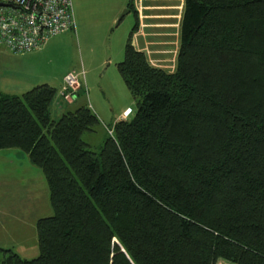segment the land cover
<instances>
[{"label": "trees", "instance_id": "obj_1", "mask_svg": "<svg viewBox=\"0 0 264 264\" xmlns=\"http://www.w3.org/2000/svg\"><path fill=\"white\" fill-rule=\"evenodd\" d=\"M178 46L166 71L130 33L116 68L135 115L97 152L87 105L54 119L49 84L0 91V150L42 170L53 212L37 257L0 264H264V0H184Z\"/></svg>", "mask_w": 264, "mask_h": 264}, {"label": "rangeland", "instance_id": "obj_2", "mask_svg": "<svg viewBox=\"0 0 264 264\" xmlns=\"http://www.w3.org/2000/svg\"><path fill=\"white\" fill-rule=\"evenodd\" d=\"M128 1L71 0L72 29L51 38L42 49L23 54L33 57L20 64L0 58V91L19 96L36 85L49 84L56 89L51 116L57 119L74 108V105L66 107L59 95L64 76L80 75L81 99L99 120L95 130L84 133L82 139L97 152L121 115L126 116L122 120H131L136 111V102L116 68L124 58V43L135 22L132 9L116 23ZM37 195L38 209L29 214L25 210L28 198ZM52 213L42 170L33 166L19 149L0 150V227L6 226L8 232H19L23 241L12 250L24 259L37 257L39 251L32 220Z\"/></svg>", "mask_w": 264, "mask_h": 264}, {"label": "crops", "instance_id": "obj_3", "mask_svg": "<svg viewBox=\"0 0 264 264\" xmlns=\"http://www.w3.org/2000/svg\"><path fill=\"white\" fill-rule=\"evenodd\" d=\"M183 4L184 0H133L132 9L135 12V14H133L137 19V26L133 31H131L132 28L130 29L128 36L131 33L132 45L136 50L142 51L150 64L154 67H159L170 72L174 69L175 57L179 47ZM31 53L32 52L26 54L30 55ZM31 57H33V55L26 57L23 55H12L0 46V58L5 61H13L20 64ZM171 57H173V62L169 60ZM79 83L80 90L73 95L74 101L70 103L66 102V107L74 105L72 110L79 106L86 105L84 100L81 99L83 94L81 86L83 88V85L80 82V77ZM125 117L121 115V120ZM38 196L39 195L34 198H28V208L25 207V210L29 212V214L38 209ZM37 220L38 219L32 220L33 222L31 224L34 227ZM18 234L20 235L19 232H8L6 226L0 227V248L12 250L15 246L21 245V243H23L22 237H19ZM16 254L20 258H23L18 252H16Z\"/></svg>", "mask_w": 264, "mask_h": 264}, {"label": "built area", "instance_id": "obj_4", "mask_svg": "<svg viewBox=\"0 0 264 264\" xmlns=\"http://www.w3.org/2000/svg\"><path fill=\"white\" fill-rule=\"evenodd\" d=\"M73 27L71 0H0V46L12 55L40 50ZM79 77L64 76L59 95L65 102L79 89ZM215 264L233 263L220 259Z\"/></svg>", "mask_w": 264, "mask_h": 264}, {"label": "water", "instance_id": "obj_5", "mask_svg": "<svg viewBox=\"0 0 264 264\" xmlns=\"http://www.w3.org/2000/svg\"><path fill=\"white\" fill-rule=\"evenodd\" d=\"M130 1H132V0H130ZM128 9L126 8L125 10H123V12L120 14V16L117 18V21H116V23L120 20V18L122 17V16H124L126 13H128Z\"/></svg>", "mask_w": 264, "mask_h": 264}]
</instances>
